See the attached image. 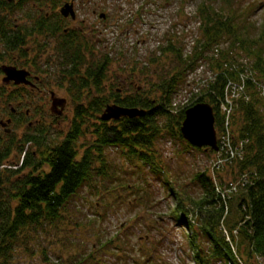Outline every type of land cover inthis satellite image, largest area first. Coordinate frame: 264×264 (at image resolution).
Wrapping results in <instances>:
<instances>
[{"label": "trees", "instance_id": "1", "mask_svg": "<svg viewBox=\"0 0 264 264\" xmlns=\"http://www.w3.org/2000/svg\"><path fill=\"white\" fill-rule=\"evenodd\" d=\"M260 6L256 1L244 6L243 0L203 2L197 16L199 36L190 49L180 39L168 40L167 46L160 49L159 63L161 59L170 58L172 67L164 68L162 73L158 70L147 91L138 87L125 98L116 92L115 103L144 110V116L103 121L101 115L110 101L93 98L87 105L77 104L75 117L62 139L44 122H38L35 133L26 134L21 141L12 138L6 141L0 137V167L5 166L0 169V264H13L21 246L19 242L40 237L38 235L48 231L47 227L53 228L62 220L79 191L94 186L97 179L111 178L106 169V149H121L129 161L138 163L137 167L164 176L158 141L165 136L184 141L181 125L185 111L198 103L213 107L219 134L224 124L220 109L230 92L237 98L233 107H228L231 108L232 149L224 146L222 151L227 162L211 172L196 174L194 182L198 185L195 187L202 192L201 197L190 199V205L179 199L171 219L177 225L193 229L191 243L197 248L194 264H251L250 260L256 256L264 261V89L258 86L264 83V27L260 30L252 20ZM19 42H12L9 47L16 48ZM110 59L104 55L91 60L77 56L71 60L69 84L71 91L78 94V101L82 100L80 95L86 89L87 92L103 91L101 86ZM84 65L87 68L82 70ZM206 66L212 73L211 79L201 86L196 85L195 79L189 84V75H195ZM251 73L256 75L243 78L244 74ZM230 82L237 87L229 92L226 89ZM189 85H193L191 102L188 107L174 111L175 95L187 92L181 88ZM93 118L97 122L92 126L89 119ZM240 144L242 147L236 150ZM187 145L193 150L216 154L189 142ZM230 149L239 154L231 158ZM13 152L18 153L17 161H11ZM6 163L17 168H6ZM225 166L234 176L232 180L219 179V171ZM148 186L145 183L140 191L149 192ZM167 191L175 197L179 195L170 183ZM115 199L122 203L118 194ZM140 200V197L136 199ZM189 210L197 218V229L195 220L188 217ZM121 238H115V243H121ZM113 243L114 238L101 242L89 255H75L67 263L95 264V256L113 250ZM199 243L201 245H197ZM123 249L118 245L114 248L118 257L123 252L131 259ZM142 254L144 262L155 260L149 252ZM67 263L57 257V264Z\"/></svg>", "mask_w": 264, "mask_h": 264}, {"label": "rangeland", "instance_id": "2", "mask_svg": "<svg viewBox=\"0 0 264 264\" xmlns=\"http://www.w3.org/2000/svg\"><path fill=\"white\" fill-rule=\"evenodd\" d=\"M95 1L109 15L106 22L107 27L100 26L103 33L97 36L94 43L95 55L99 58L108 55L111 58L106 78L101 86L103 91L100 93V90L92 89L87 92L86 89V92L83 91L84 93L80 95L82 100L78 101V94L74 90L69 91L70 84L68 86L66 83L62 87L60 81L56 79L60 66L53 68L46 64V59L52 58L45 53L38 56L36 53H32L31 58L35 57V64L39 68H37V74H41L42 78L48 80V84L43 87L45 90L42 91L47 94L48 99L50 91H52L61 99L67 98L68 103H66L64 113L62 112L61 116L56 118L51 112L52 103H49L47 98L41 96L44 100L42 98L39 101L36 99L39 96L37 94L23 100L24 109H29L33 117L23 116V122L12 125L4 122L5 128L11 130L9 136L5 135V128L0 124V135L4 136L3 140L7 141L12 138L21 141L26 134L35 133L38 119H42L41 122L51 127L52 133L62 139L75 117L78 103L87 105L93 98H104L110 101L108 105H113L117 104L115 103L116 92L121 95V98H125L133 94L138 87L147 91L150 81L154 82L153 78L157 71L161 70L160 73H162L166 68H171L173 64L170 58L161 59L159 63L160 49L167 46L168 40L177 39H180L188 50L190 49L193 40L199 36L198 9L203 2L208 0ZM252 1L261 5L257 11H254L252 20L259 29H262L264 27V0H243V5L246 6ZM23 3L22 8H17L23 9L27 16L33 14L36 8L32 6L34 1L28 0ZM16 4L19 3L16 2ZM219 6L217 4V7ZM7 11L8 9L0 8V18L5 16L7 20L20 19V23L23 21V12L8 15L5 14ZM92 20L100 24L97 16ZM23 22H27V20ZM257 35L259 36V31ZM1 49L2 46H0V53ZM152 60L156 61L152 62ZM52 62L55 63L54 60ZM84 66L81 68L82 70L87 68L86 65ZM42 69L49 70L48 76L41 73ZM142 70H144L143 73H141ZM207 70L206 66L200 68L195 75L190 74L188 83L192 84L195 79L197 85L211 79L212 73ZM251 75L256 74H244L243 78ZM192 86L182 87L181 89H187V92L180 91L175 95L172 105L174 111L181 110L191 102L193 98ZM258 86L264 89V83L258 84ZM229 88L230 84L226 91L230 92ZM235 98L237 97H234L230 92L225 104L220 109L224 124L218 137L225 135L222 144L229 148L232 147L231 141L228 139L232 135V130L231 128L229 130L231 116L228 107H233ZM247 99L250 98L247 97ZM19 100L12 103L14 108L18 107ZM7 102L3 98L0 99V118L2 117L1 112L7 114L4 111L10 109L7 108ZM3 106H6V109H3ZM59 106L56 104V107ZM89 121L92 126L94 122H97L94 118ZM225 132L227 134H224ZM222 133L223 135H221ZM187 143L186 140L170 136H165L158 141L157 150L160 155V166L165 172L164 176L160 175L161 173L153 175L151 172L137 167L138 163L129 161L121 149H106V169L110 172L111 178L108 180L97 179L94 186L79 191L65 210L63 219L53 228L47 227L46 233L38 235L40 237L31 238L32 240L26 243L25 241L19 242L21 246L18 245L20 248L16 251L13 264H57V257L67 263L75 255H89L92 248L95 250L101 242L108 239L113 240V238L114 243L111 246L113 250L107 253H98V256H95V264H194L197 248L191 243L193 229L177 225L171 219V214L179 199L190 205V199L201 197L202 192L197 188L198 186L195 187L198 185L194 182L196 174L206 170L213 171L214 164L220 162L222 156L193 150L188 147ZM17 160L18 153L13 152L11 161ZM2 168L5 166L0 167V169ZM6 168L16 169L17 167H10L6 163ZM228 168L225 166L219 171L221 176L218 178L220 180L223 178L228 181L234 178ZM144 173L146 180H144ZM145 183L149 185V189H147L149 192L140 191L145 187ZM168 183L175 187L176 194H179L177 197L167 191ZM127 186L128 188L124 189ZM132 187L133 190L130 189ZM115 194L121 196L122 203L116 201ZM139 197L141 200L137 202L136 199ZM132 201L136 203H132ZM194 215V212L189 210L188 217L195 220L194 226L197 229L198 221ZM120 236L123 237L119 241L121 243H115V238ZM117 245L124 247L123 251H126L131 259L126 258L123 252L118 257L117 251L114 250ZM234 247L236 249V246ZM148 252L153 255L152 258L155 260L144 262L145 257L142 253ZM250 263L264 264V261L261 257L256 256L250 260Z\"/></svg>", "mask_w": 264, "mask_h": 264}, {"label": "flooded vegetation", "instance_id": "3", "mask_svg": "<svg viewBox=\"0 0 264 264\" xmlns=\"http://www.w3.org/2000/svg\"><path fill=\"white\" fill-rule=\"evenodd\" d=\"M28 1V0H27ZM25 0H0V8L8 9L5 14L12 15L16 12H23V21L20 19L15 21L0 18V99L7 100V108H10L7 114L1 112L0 124L4 122L12 125L17 122H23V116L27 118L33 117L29 109H24V101L35 95L37 100L43 97L52 103L51 112L56 118L66 109V102L50 91V101L48 96L42 90L48 84V80L37 74L35 57L31 58L32 53L46 54L52 59H46V64L53 68L60 66L57 73V80L63 87L72 77L69 75L72 67V59L77 56H83L89 60L96 57L94 51L97 36L103 33L102 28L107 27L109 15L102 10L101 6L95 0H33L32 6L36 7L34 13L26 15L22 8ZM19 3V4H16ZM25 10V9H24ZM98 17L100 24L95 23L92 18ZM99 28V29H98ZM20 41V42H19ZM19 42L16 48H10L9 44ZM59 59L58 61L56 59ZM54 60L55 63L52 62ZM7 68L25 71L29 73L25 82L19 84L16 81H6ZM39 69V68H38ZM46 76L49 70H43ZM69 91H71L69 87ZM36 93V94H35ZM43 96V97H41ZM20 99V100H19ZM19 100L18 107L14 108L12 103ZM44 100V98H43ZM57 105L60 106L56 107ZM6 109V106L2 107ZM53 109V110H52ZM42 119H38L41 122ZM6 126V125H5ZM5 126H3L5 128ZM11 130L5 128V135H11ZM1 136V135H0ZM4 136H1L3 140Z\"/></svg>", "mask_w": 264, "mask_h": 264}, {"label": "water", "instance_id": "4", "mask_svg": "<svg viewBox=\"0 0 264 264\" xmlns=\"http://www.w3.org/2000/svg\"><path fill=\"white\" fill-rule=\"evenodd\" d=\"M5 72L6 81H16L17 84L25 82L26 77L29 75L25 71H18L12 68H7ZM144 115V110L126 108L114 104L106 107L101 118L103 121H110L119 120L122 117L135 118ZM181 133L184 139L195 147H207L214 151L219 150L214 109L208 103H198L186 110Z\"/></svg>", "mask_w": 264, "mask_h": 264}, {"label": "built area", "instance_id": "5", "mask_svg": "<svg viewBox=\"0 0 264 264\" xmlns=\"http://www.w3.org/2000/svg\"><path fill=\"white\" fill-rule=\"evenodd\" d=\"M230 86H232V84H230ZM237 86L236 85H234V88H236ZM240 88V87H239ZM240 90H242V88H240ZM225 138V137H224ZM229 147H227V149H228ZM231 149H232V147H230ZM230 149V151L232 152L231 154H230V156H231V158H233L238 152L237 151H233V150H231Z\"/></svg>", "mask_w": 264, "mask_h": 264}]
</instances>
